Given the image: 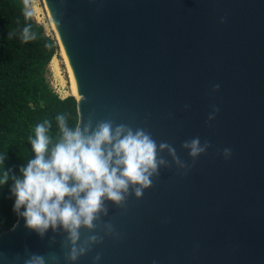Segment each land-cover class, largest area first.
<instances>
[{
  "label": "water",
  "instance_id": "water-1",
  "mask_svg": "<svg viewBox=\"0 0 264 264\" xmlns=\"http://www.w3.org/2000/svg\"><path fill=\"white\" fill-rule=\"evenodd\" d=\"M45 3L81 127L92 115L94 124L145 128L189 165L179 170L165 153L171 166L142 198L129 195L122 208L106 202L95 231H80L81 243L90 235L103 242L75 264H97V255L98 264H264V0ZM195 137L211 146L193 162L181 145ZM64 242L63 232L41 238L18 217L0 234V264L31 254L70 264Z\"/></svg>",
  "mask_w": 264,
  "mask_h": 264
},
{
  "label": "clouds",
  "instance_id": "clouds-1",
  "mask_svg": "<svg viewBox=\"0 0 264 264\" xmlns=\"http://www.w3.org/2000/svg\"><path fill=\"white\" fill-rule=\"evenodd\" d=\"M23 4L27 21L33 15L31 0H23ZM13 35L10 32L8 38ZM20 38L28 43L38 37L31 24L26 23ZM219 88L216 84L212 91ZM218 112L219 108L213 106L208 120L215 119ZM56 123L55 136L51 121L44 120L36 126L35 138L29 137L34 158L20 166L18 176L4 167L0 186L12 181L13 212L24 219L27 229L41 238L49 229L65 234V260L75 264L93 246L103 242V236L90 235L81 243L80 231H95L94 222L109 215L106 202L122 208L129 195L142 198L144 190L152 186L153 177L159 176V169L171 166L165 153L177 169L186 170L189 165L177 155L173 145L163 141L157 144L145 128L117 124L111 119L94 124L92 115L83 127L81 122L70 127L65 114L57 115ZM210 146L208 141L201 143L199 137L181 145L193 162ZM223 155L229 157L231 149L225 148ZM0 165H5L4 156H0ZM103 231L113 235V225L105 223ZM100 259V255L95 257L97 264ZM48 260L56 264L58 257L31 254L24 264H47Z\"/></svg>",
  "mask_w": 264,
  "mask_h": 264
},
{
  "label": "trees",
  "instance_id": "trees-1",
  "mask_svg": "<svg viewBox=\"0 0 264 264\" xmlns=\"http://www.w3.org/2000/svg\"><path fill=\"white\" fill-rule=\"evenodd\" d=\"M23 9V0H0V156L5 157L0 174L5 167L17 176L20 166L34 158L29 137L35 138L38 124L51 121L55 136L57 115H67L70 127L79 123L77 99L62 98L48 79L50 63L60 48L57 40L33 16L26 21ZM26 23L37 33L35 41L21 40ZM10 32L15 33L11 39ZM11 188V180L0 186V234L18 221Z\"/></svg>",
  "mask_w": 264,
  "mask_h": 264
},
{
  "label": "rangeland",
  "instance_id": "rangeland-1",
  "mask_svg": "<svg viewBox=\"0 0 264 264\" xmlns=\"http://www.w3.org/2000/svg\"><path fill=\"white\" fill-rule=\"evenodd\" d=\"M30 7L33 13V18L38 23L44 25L48 35L57 40V35L55 32L56 30L54 31L53 28L54 23L51 20L45 0H31ZM58 47H60V44H58ZM55 57L57 59L56 66H51V62L48 73V79L51 86L56 91V93L60 94L64 99L70 96L77 97L75 93V83L71 76L69 63L60 48H58V52Z\"/></svg>",
  "mask_w": 264,
  "mask_h": 264
},
{
  "label": "bare ground",
  "instance_id": "bare-ground-1",
  "mask_svg": "<svg viewBox=\"0 0 264 264\" xmlns=\"http://www.w3.org/2000/svg\"><path fill=\"white\" fill-rule=\"evenodd\" d=\"M52 20V19H51ZM53 28H54V31L56 30L55 29V27H54V25H53ZM56 32V31H55ZM57 35V34H56ZM57 39H58V37H57ZM58 44H60V50L62 51V53H63V55L65 56V58L67 59V57H66V54H65V50H64V47H63V45H62V43L60 42V40H58ZM57 59H56V57H54V59L52 60V63H51V66H56V63H57V61H56ZM68 61V60H67ZM56 70H57V68H56ZM71 71V70H70ZM71 76H72V74H71ZM73 78V77H72ZM75 93H76V98L77 99H80V97L78 96V93H77V90H76V86H75Z\"/></svg>",
  "mask_w": 264,
  "mask_h": 264
},
{
  "label": "built area",
  "instance_id": "built-area-1",
  "mask_svg": "<svg viewBox=\"0 0 264 264\" xmlns=\"http://www.w3.org/2000/svg\"><path fill=\"white\" fill-rule=\"evenodd\" d=\"M56 92V91H55ZM58 94V93H57Z\"/></svg>",
  "mask_w": 264,
  "mask_h": 264
}]
</instances>
